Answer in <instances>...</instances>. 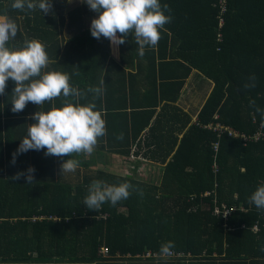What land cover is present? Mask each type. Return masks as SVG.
Instances as JSON below:
<instances>
[{
  "label": "trees",
  "instance_id": "1",
  "mask_svg": "<svg viewBox=\"0 0 264 264\" xmlns=\"http://www.w3.org/2000/svg\"><path fill=\"white\" fill-rule=\"evenodd\" d=\"M66 1L51 0L52 11L42 15L38 9L27 13L12 10L11 0H0V16H7L18 25L16 38L6 46L20 48L25 38L47 40L50 48L46 52L51 60H56L49 64L50 71L67 73L70 85L82 92L84 88L86 91L101 86V80L103 88H113V73L121 66L111 55L117 54L108 39L92 37L86 17L98 14L82 0L67 14L70 37L58 58L57 23L64 24L62 10ZM160 3L171 9L165 11L166 15L186 24L184 31L169 24L162 30L168 33L169 29L172 36H180L183 45L194 35L203 42L181 47L191 51L190 57H184L187 62L213 83L197 123L175 138L165 128L158 133L156 126L148 128L115 120L121 99L111 102L103 95L95 101L96 110L106 115L102 117L107 132L106 142L96 146L97 153H121L133 157V161L158 164L161 173L157 184H151L142 174L120 176L101 170L103 167L90 170L94 159H86L83 154L70 157L81 162L70 183L55 181L56 167L51 157L44 156L41 162L16 159L15 164L0 157V264H93L117 255L136 259L146 251L160 255L161 246L169 241L175 244L172 251L177 254L173 256L176 259L225 263L262 260L264 212L250 205L248 197L264 182V124L260 114L250 106L254 100L257 107L264 108V0H228L221 43L216 41V0H160ZM201 16L204 20L201 31L193 32L191 24ZM126 42H132L131 35ZM153 49L146 46L145 54L155 55ZM157 54L164 56L160 51ZM253 74L256 87L246 90L244 84ZM153 91L154 105L164 102L168 107L166 93H160L157 99L156 84ZM92 97L88 93L79 104L92 102ZM59 99L65 98L61 95ZM67 99L76 103L73 97ZM153 113L154 110L144 111L148 125ZM157 118L161 121L162 117ZM212 122L246 135L261 131L263 138L244 145L241 140L224 135L218 153L214 154L211 144L216 138L206 127ZM146 128L145 134L142 131ZM120 134L123 140L117 139ZM215 161L219 167L214 190L216 204L224 202L228 208L242 205L246 212L236 210L226 218L212 215ZM30 165L35 168L32 183H27L25 177L13 179ZM38 166L47 172L37 176ZM94 180L109 185L129 182L142 190L143 195L133 191L116 206L106 202L98 211L88 210L83 200ZM207 191L210 195L203 196ZM255 224L258 231L253 233L251 228ZM102 248L110 250L108 256L101 254Z\"/></svg>",
  "mask_w": 264,
  "mask_h": 264
},
{
  "label": "clouds",
  "instance_id": "2",
  "mask_svg": "<svg viewBox=\"0 0 264 264\" xmlns=\"http://www.w3.org/2000/svg\"><path fill=\"white\" fill-rule=\"evenodd\" d=\"M82 3L98 14L91 21L92 37L97 40L106 38L114 48H118L132 35L141 57L145 55L146 46L154 48L158 45L161 39L160 30L172 20L170 15L165 14V11H171L169 5H161L160 0H82ZM10 7L26 13L38 9L47 14L52 11L53 5L51 0H11ZM17 34V23L7 16H0V95L5 94L7 82L11 79L15 84L11 94V111L22 112L29 102L42 106L46 101H54L61 95L65 99L63 107L53 106L49 111H37L32 115L31 119L36 122L30 124L27 135L21 139L19 147L13 153L12 163L15 164L19 154L29 150L46 149L45 156L60 158L72 157L73 154H92L99 138L107 135L106 122L101 111L96 110L95 103L104 95V81L101 80V86L90 87L84 92L72 87L67 73L43 71L50 60L45 45L39 40L25 38L22 47H7ZM255 87L256 77L253 74L248 77L244 88L250 90ZM88 93L93 94L92 102L80 105L79 101L86 98ZM69 97L75 98L76 103L70 102L67 99ZM250 106L260 114L264 124V108L257 107L254 100L250 101ZM123 138V134L117 137L118 140ZM80 163L78 159H67L60 165L59 175L74 173ZM34 173L35 168L29 167L26 172H18L13 179L25 177L27 183H32L35 179ZM133 191H139L143 195L142 190L129 182L109 185L104 181L94 180L88 186V194L83 204L88 210L98 211L106 202L116 206L128 199ZM248 203L264 212V182L248 197ZM174 247L172 241L163 244L160 256L171 257ZM260 251L264 252V247Z\"/></svg>",
  "mask_w": 264,
  "mask_h": 264
},
{
  "label": "crops",
  "instance_id": "3",
  "mask_svg": "<svg viewBox=\"0 0 264 264\" xmlns=\"http://www.w3.org/2000/svg\"><path fill=\"white\" fill-rule=\"evenodd\" d=\"M209 1V0H206ZM80 4L77 3L75 7ZM67 5V1L65 3V7L62 10L64 24L60 26L57 23V33L59 43V57L62 55L64 51V47L70 37L68 34V25H67V14L70 10H65ZM42 14V13H40ZM42 15H48L42 14ZM96 17H86V24L90 28L91 21ZM194 22V21H193ZM180 20L175 21V17H172V20L169 24V27L173 26L176 30L184 31L186 29V24L181 23ZM204 23L203 17L198 18L191 25L194 26L193 32H200L202 25ZM162 30V29H161ZM168 35V42H165V37ZM192 39L187 38L185 45L181 44L182 39L180 36H172L169 32H165L162 30L161 39L158 42V45L154 47L153 51L156 53L155 55H144L141 57L138 54V45L134 43L133 36L131 35L132 42H126L122 45H119L118 48H114L112 45L110 47L117 55H111L116 58V61L120 64V70L114 71L112 77V86L113 88H104V96L111 101H119V110L114 116V119L119 121L120 123L131 122L136 125H147L153 127L156 126L158 128V133L164 128L166 131H172V135L175 138H180L183 133L194 123H197L198 115L201 111L202 106L204 105L206 99L212 91L213 83L207 77L202 74V72L198 69L193 68L189 62L184 58L185 56L190 57L191 51L182 50V46H196L202 44V39H200L197 35H194ZM42 42L45 45V50L50 48V44L47 43V40L41 41L40 39H36ZM167 44V45H166ZM53 46V45H52ZM51 46V47H52ZM49 51V50H48ZM160 51L164 54V56H160L157 52ZM48 54V53H47ZM134 54V55H133ZM49 56V54H48ZM122 58L125 59V62H122ZM50 60V63L56 60ZM49 63V64H50ZM43 71H50L49 65ZM126 79V83H125ZM7 87L5 90V94L0 95V157L3 158L6 162L13 159V153L17 150L21 143V139H23L28 132V128L30 124L35 123L33 119H31L32 115H34L37 111H49L53 106L55 107H63V101L60 100L59 97L54 101H46L42 106H38L29 102L25 109L19 113H13L11 111L12 104V91L15 87L14 82L9 79L7 82ZM156 84L157 88V99L159 98L160 93H166L168 98V107L164 102H159L157 105H154V94L153 87ZM160 85V86H159ZM163 87V89H160ZM85 91V88H84ZM127 96V101H124ZM75 99V98H74ZM144 103L147 105L143 106ZM127 104V105H125ZM87 105V104H83ZM154 110V113L151 117H149V125L147 123L144 111ZM122 112H127V115H124ZM158 112H161L158 116ZM144 114V115H143ZM103 116H106L102 114ZM134 115V116H133ZM162 117L161 121L157 117ZM217 116H214V120H216ZM168 120V124L167 121ZM218 122H212L210 125H213ZM148 128L144 129L142 132L145 134L148 131ZM232 130H235L231 128ZM160 130V131H159ZM208 130V129H207ZM236 131V130H235ZM214 133L213 131H211ZM214 142L219 143L221 138L226 135H222L219 139L216 137ZM227 136V135H226ZM229 137V136H228ZM232 138V137H229ZM263 138V137H262ZM261 138V139H262ZM235 139V138H233ZM106 142L104 137L99 138L98 143ZM212 142V143H214ZM254 142V141H253ZM257 142V141H256ZM247 144V143H246ZM245 144V145H246ZM212 146V144H211ZM98 148L96 147L94 152L90 155L83 156L88 158H93L94 163L89 165L90 170L103 169L105 172H111L115 174H119L120 176H125L127 174L116 173L112 169L113 162L112 160L120 159L124 162H128L133 164V172L131 175H140L136 173L138 169H140V165H149L151 167L155 166L157 169L158 164L153 163L151 161L143 162V161H133V157H128L126 154L121 153H108L102 152L97 153ZM119 149V147L117 148ZM219 150V149H218ZM3 151V153H1ZM45 150L36 151L29 150L26 153L19 154L16 159L27 160L29 162H41V159L45 156ZM213 152V151H212ZM51 157L54 161V166L56 167L54 171V179L55 181H64L69 182L74 178V173H68L61 175L60 178L59 173L61 172L60 165L65 161L64 159H69L70 157L65 156L63 158L55 157V156H47ZM136 159V158H134ZM109 161V163L107 162ZM216 164L217 161L213 162L212 165ZM29 167H32L31 165ZM218 167V165H217ZM219 171V167H218ZM47 171L43 169V167L38 166L36 169L37 176L46 173ZM161 173V169L159 167V175ZM240 173H244V169H240ZM213 174V173H212ZM218 174V173H217ZM217 174H213L214 184H213V201L216 200L215 188L217 184ZM151 184H157L158 182L153 181ZM209 192V191H208ZM202 196V195H201ZM237 198V195H234V199ZM219 204H226L221 202ZM227 206V204H226ZM231 208H235L233 212L243 211L246 212L242 205L241 206H233ZM231 212V213H233ZM213 216H216L212 214ZM253 228V227H252ZM253 233H256L252 230ZM147 253H154L151 251H146L142 255H137L136 259H132L128 256H109L102 260L99 263L93 264H264L262 260L264 258L261 256V259L256 260L255 263L252 262H239V263H225V262H203V260H196L193 258H185V259H176V258H161V259H152L145 258L144 255ZM158 254V253H156ZM215 255V253L213 254ZM190 256V255H187ZM181 260V262H178ZM35 264V263H32ZM49 264H62V263H49Z\"/></svg>",
  "mask_w": 264,
  "mask_h": 264
},
{
  "label": "built area",
  "instance_id": "4",
  "mask_svg": "<svg viewBox=\"0 0 264 264\" xmlns=\"http://www.w3.org/2000/svg\"><path fill=\"white\" fill-rule=\"evenodd\" d=\"M227 4H228V0H216V4L214 5V8L217 9L218 14L216 15V19H217V34H216V41L218 43L222 42V34H221V29L224 26V16L227 12ZM219 50V49H218ZM208 129H211L215 134L216 137L219 139L222 135L226 134L229 137L232 138H237L240 139L243 144L245 145L247 142L250 141H258L259 139L262 138L263 134L261 133V131H258L255 134L252 135H245L243 133H239L235 130H232L230 127L228 126H224L220 123H215L213 125H208L206 126ZM262 126L260 125V128ZM212 151L214 152V154L218 153V149H219V143L218 142H214L212 143ZM212 173L213 174H217L218 173V167L216 164L212 165ZM203 196H209L210 192H205L202 194ZM235 210V208H228L226 206V204H216V201H214V206H213V210H212V214L216 215V216H222L223 218H226V216H228L231 212H233ZM252 230L254 232L258 231V226L257 224H255L252 228ZM110 253V250L108 248H102L101 250V254H103L104 256H108V254ZM177 254L173 252V255L171 256V258H173V256H176ZM145 258H152V259H161L162 257L156 253H147L146 255H144ZM262 257L264 258V252H262Z\"/></svg>",
  "mask_w": 264,
  "mask_h": 264
},
{
  "label": "rangeland",
  "instance_id": "5",
  "mask_svg": "<svg viewBox=\"0 0 264 264\" xmlns=\"http://www.w3.org/2000/svg\"><path fill=\"white\" fill-rule=\"evenodd\" d=\"M80 0H67V5L65 10H70L73 7H75V5L77 3H79ZM109 163V161H107ZM113 165H112V169L114 171H116V173H120V174H130L133 172V164H130L128 162H124L123 160H112ZM136 173L142 174L143 178H147L150 182H157V178L159 177V167H157V169H155V166L151 167V166H143L140 165V169H138V171H136ZM133 176V175H132Z\"/></svg>",
  "mask_w": 264,
  "mask_h": 264
}]
</instances>
